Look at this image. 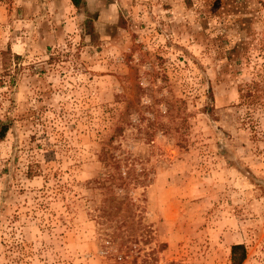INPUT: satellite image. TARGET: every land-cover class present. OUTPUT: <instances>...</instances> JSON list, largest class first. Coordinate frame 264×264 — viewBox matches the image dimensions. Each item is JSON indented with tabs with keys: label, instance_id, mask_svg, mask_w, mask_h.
I'll return each instance as SVG.
<instances>
[{
	"label": "rangeland",
	"instance_id": "1",
	"mask_svg": "<svg viewBox=\"0 0 264 264\" xmlns=\"http://www.w3.org/2000/svg\"><path fill=\"white\" fill-rule=\"evenodd\" d=\"M192 1L0 0V264H264V0Z\"/></svg>",
	"mask_w": 264,
	"mask_h": 264
},
{
	"label": "trees",
	"instance_id": "2",
	"mask_svg": "<svg viewBox=\"0 0 264 264\" xmlns=\"http://www.w3.org/2000/svg\"><path fill=\"white\" fill-rule=\"evenodd\" d=\"M74 7L79 8L82 0H70ZM204 2H218V4H222V10L228 5V9L231 7V5L228 4V0H202ZM246 2V0H237V2L240 4L242 2ZM187 4L191 5L193 3L192 0H186ZM243 4V3H242ZM247 4V3H246ZM222 14V12H220ZM206 14H202L201 19L206 20L208 17H203ZM224 19L222 20V24H224ZM228 26V25H227ZM226 27V25H225ZM260 76V78H257ZM262 77L260 75L259 70L256 71L254 77L247 83L244 88L240 91V96L244 104H247L248 106V119L251 120V114L250 112L254 113L258 110H263L264 112V101L261 100L262 97H264V89H262ZM210 93V91H208ZM210 108L209 105L205 107V111L209 112ZM251 122H253L251 120ZM252 128H255L254 125ZM9 130L8 125H2L0 127V140L4 139L5 135L7 134ZM120 129L118 130V132ZM35 171H28V175L33 174ZM246 259V250L244 245L242 244H234L231 246V257L230 261L231 264H242Z\"/></svg>",
	"mask_w": 264,
	"mask_h": 264
}]
</instances>
